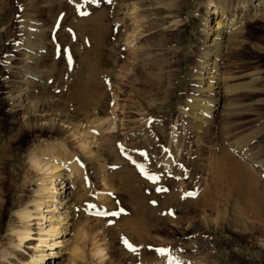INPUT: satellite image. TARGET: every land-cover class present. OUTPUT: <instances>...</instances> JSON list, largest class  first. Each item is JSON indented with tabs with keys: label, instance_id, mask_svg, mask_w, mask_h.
Wrapping results in <instances>:
<instances>
[{
	"label": "rangeland",
	"instance_id": "obj_1",
	"mask_svg": "<svg viewBox=\"0 0 264 264\" xmlns=\"http://www.w3.org/2000/svg\"><path fill=\"white\" fill-rule=\"evenodd\" d=\"M115 1L108 3V0H0V155L6 152L4 160H1L3 158L0 156V196L7 200V209L0 218L1 243L7 245L8 239L12 236L10 230L22 225L13 211L16 208L14 206L24 203L26 205L23 207L28 209L31 216L33 215L28 224L31 229L30 235L33 236H30L23 248L16 252L15 261L26 258L28 252H32V245L29 244L36 243L38 227L43 226L41 228L45 232L52 221L49 220V214L52 213H48V205H44L49 200L43 198L45 200L44 203L40 202V209L37 207L34 209L38 203L34 202L40 199L35 192L39 190L38 176L47 175L48 172L44 170L37 172L38 170L27 167L29 145L38 132L22 135L15 143L11 142L9 135L13 117L7 113L4 102L6 88L4 86H8V82L15 83L21 77L26 79L25 73L21 74L22 70L36 67L32 71V75L36 74V83L42 85L44 89H56L55 93L49 95L55 94L56 96L52 98L56 101L48 106L54 104V107H51L53 110H65L69 119L84 122V126L90 122H86L87 119L92 121H96L98 117L111 119V116L116 115L113 124L117 134L111 135L113 140H109L107 144L113 146L114 151L117 144H122L125 150L134 154L138 161L143 163L144 166L139 162L144 172L149 176L159 177L153 182L145 178L147 174L144 176L141 174V169L135 170L137 172L132 171L133 173L128 176L135 179V185L126 186L121 181V176L117 174L119 165L107 166L111 161L105 159H99L97 162L86 159L88 161L86 162L80 152L72 146L76 149V151L72 149L74 152L72 153L81 156L78 162L83 172L80 187L77 184L75 188V193H78L76 196L79 198L76 204L80 207L76 208L80 210V214L78 213L80 224L93 229L89 236L91 239L87 237L83 242L75 264L107 262L135 264L137 258L134 254L131 256V252L138 251L136 264H264V225H261L262 222L255 213L256 209L251 208L255 192L259 191L262 197L264 195V178L258 171L244 163L230 146L232 144L244 146L253 151L256 157L261 155L264 157V19L243 20L244 28L242 34H239L242 45L236 51L238 53L229 54L228 58L229 60L231 58L230 62L234 64L227 71L224 70L229 79H225L223 83L233 89L229 97L236 100L237 105L241 107L240 113L232 120H235L237 125L235 123L233 127H221L216 131L209 128L193 138L186 129L185 114L191 110L186 103L187 96L194 95L192 90L198 86L192 81V77L196 73L198 49L201 44L198 32L203 26L202 18L208 0H127L129 2L125 5L129 7L127 9H131L132 3H135L137 8L142 7L131 14L135 18L131 21H128L131 17L125 13L127 9L122 6L119 12L118 1ZM209 6L211 8L212 5ZM261 13H264V8ZM123 14L128 17L125 18ZM212 18L210 15L208 25L211 27L215 22ZM56 20L58 28L54 26ZM135 26H138V29ZM37 28L38 32L41 31L47 36L44 43L47 42L48 45L37 52L38 61L35 66H29L30 60L24 61V58L26 59L30 53L25 56V49L34 52L30 48L34 47L35 41L37 43L35 39ZM127 37L135 39L126 44ZM138 46L145 49L144 52L142 49V52L140 51L142 57L137 51ZM149 53L153 58L148 55ZM146 55L149 56L148 61L151 59L153 62H148L147 57H144ZM141 58H144L145 62ZM8 65L21 69L10 71ZM92 70L98 73L96 80L89 79ZM28 71L31 72V69ZM13 72L17 74L13 75ZM89 83H93L94 86L93 88L88 86L87 89L90 90H87ZM76 85L80 87L75 88ZM72 90L76 91L73 93ZM79 91H93L92 94L95 93L99 98L96 101L90 98L87 105L74 102L71 98ZM39 92L36 91V95ZM229 97L224 95L223 100ZM115 103L119 108L116 107V113L113 108L112 114L110 109ZM193 112L194 115H200L198 109H194ZM139 128H143L146 133ZM138 129L142 135H138ZM47 138L49 137L46 134L41 137L46 142L55 144L63 140L61 136ZM66 139L67 137L65 142H68ZM96 139L97 142L100 137ZM95 148L100 147L95 145ZM224 153L226 158L230 156L229 159L240 164V171L234 176L228 171V163L222 161ZM162 158L174 163L175 167L178 166L181 173L177 180L179 182L164 180L161 183L163 176L160 175L156 164ZM104 162L109 164L106 165ZM219 170L221 172H218ZM246 173L250 176L248 177ZM251 177L257 180L256 186L259 187L261 184L260 189L254 184L251 185L249 181ZM160 184H167V188H163L166 191H156ZM172 192L180 194V200L183 197L185 202H172L168 197ZM207 196L210 197L208 204L211 205L207 206L205 214L202 212L203 208L194 202ZM88 205L94 207L90 209ZM214 205L218 209L215 210ZM83 208L107 213L120 212V215L90 217L83 212L85 211ZM59 209L66 210L61 207ZM217 210H220L219 213ZM55 213L53 215H58ZM85 215L87 218L82 217ZM217 218L218 223L215 221ZM38 219L40 221H37ZM227 219L230 222L232 220L234 230L226 227ZM69 223L67 225L58 223V228L63 230V237L68 241L76 230L75 225L70 226ZM125 241L133 248L131 252L125 246ZM190 242L205 248L206 257L201 263L194 262L192 252L185 250V246ZM53 243L54 241L50 242ZM94 244L104 249L105 258L101 262L92 255ZM50 249L42 248L46 250L43 263L60 264L66 261L65 259L68 260L69 252L63 247ZM161 249L165 250L163 255L158 252ZM58 250L59 252L61 250L59 255L48 256L50 251L55 253Z\"/></svg>",
	"mask_w": 264,
	"mask_h": 264
},
{
	"label": "bare ground",
	"instance_id": "obj_2",
	"mask_svg": "<svg viewBox=\"0 0 264 264\" xmlns=\"http://www.w3.org/2000/svg\"><path fill=\"white\" fill-rule=\"evenodd\" d=\"M115 2L118 3L117 4L118 9H120V7H122V6L127 9L128 6L125 7V5H126V3H129L127 0H116ZM134 4L132 3L133 7H132V5L130 6L131 9H127V10L124 9L125 13H127V15L131 17V18H128L129 19L128 21L135 19L131 16V14H133V12L135 13L136 10L139 11L140 9H142V7L141 8L135 7ZM209 5H212L211 8H209L210 7ZM262 8H264V0H208L206 2V4H205V9H206L205 11L206 12H204V15L202 18L203 26H202V29H200L198 32L199 37L201 38V44H200L199 49H198V62H197L196 71H195L196 73L192 77V81L198 86L197 87L195 86L196 88H194L192 90L194 95L187 96V103H186L191 108V110H189L185 114L186 129H187V132L189 134H191V136H193V138L195 135L203 133L204 131H207L209 128L212 130L214 129L216 131V130L221 129V127H226V126H230V127L232 126L233 127V125L235 126L236 121L235 120L232 121V120L235 118L236 115H238L240 113L239 109L241 107L237 105V103L235 102L236 100L229 97V95L231 96L232 92H233L232 87L223 83L225 81V79L226 80L229 79V76L227 77V74H226L227 69L231 68L234 64V63L230 62L232 60H231V58L229 60L228 57H230L229 56L230 53L232 54V52H236L242 45V42L239 40V37H240L239 34H242L241 31L244 28V27H242V25L244 24L243 20L249 21L251 18H253V19L255 18L254 20H256V18H257V20L261 21L262 19H264V13H261ZM120 11H121V9L119 10V12ZM210 15H212V17H213L212 19L215 21L214 25L212 27L208 25ZM122 16H125V15L123 14ZM126 16H125V18L128 17V16L127 17ZM147 16H149V15H147ZM146 17H144V18L146 19ZM152 17H154V15ZM152 17H151V19L154 21L155 17L154 18H152ZM147 20H148V17H147ZM254 20H252V22ZM56 23H57V20H56L55 24ZM136 23H138V22H136ZM55 24H54V26H55ZM220 25H221V28H219ZM135 28L138 29V26H135ZM139 29H141V27ZM133 30H135V29H133ZM96 33H97V31L95 30L94 34H96ZM36 34H37L36 35L37 38H35V39H37V43L35 41L34 47L30 48V49L34 50V52H28V49H25V51H26L25 54L21 53V54H24L25 56H28V54L30 53L26 59L24 58V61H26L28 59L30 60L29 66L37 63V61H38L37 52L41 51L42 50L41 48L44 49V47L48 45L47 42L44 43V41L46 39L45 37H47V36L42 34L41 31L38 32V28L36 30ZM138 35H135V37ZM134 39H135L134 37H131V38L127 37V39L125 40L127 42L126 44L133 42ZM135 41H137V40H135ZM138 45H140V44H138ZM142 47H144V45ZM141 49L143 50V48L139 47V50H137V49L136 50L140 52ZM147 49H149V48H147ZM144 50H143V52H144ZM141 52H140V56H141ZM150 53L148 55H151ZM236 53H238V52H236ZM42 54H40V55H42ZM24 55H22V56H24ZM144 57H147V61H148L149 56L146 55ZM150 57L153 58L152 55ZM149 61L153 62V60H151V59ZM143 62H145V61L143 60ZM148 62H147V64H148ZM6 63H8V61ZM9 63H11V62H9ZM8 66L10 67V69H9L10 71H12V70L16 71V69L17 70L21 69L18 67L12 68V65H8ZM26 67H27V65H26ZM33 68L35 69L36 67H33ZM33 68L28 67L27 70H25V71L22 70L23 72L20 71L21 74L25 73V75L27 76L26 79H24L22 77L20 79L17 78L18 81H16L15 83L11 82L12 84H9V82H8V86H4V87H6L5 88V94H4V99H5L4 102L6 105L7 113L13 117V120L11 123L12 127L10 130L11 134L9 135V137H10L9 139L11 142L15 143L19 138H21L20 136H22V135L32 134L33 132H38L37 133L38 135L36 134V136H34V141H32L31 144L29 145V149H28L29 151L27 154V167L31 170H38L37 172L43 171V170H44V172H48L47 175H41V176L39 175L38 176L39 190H37L35 192L37 193V196H40V199H39V201L36 200L34 202V203L38 202V203H36V205L37 204L38 205L37 206L35 205L34 209H36V207H37V209H40V207H41L40 202L44 203L43 201L45 199L49 200V201L45 202L44 205H46V204L48 205V206L46 205L48 207V210H49L48 213H52V214H49V216H50L49 220H52V221L48 225V229L45 232L41 228L43 226L38 227V230H37L38 234L35 236L36 237V243L35 244H29V245H32V250H31L32 252H28L29 255H27L26 258L19 259V261H17V260L15 261L14 259L16 257V252H18L19 250H21L23 248L22 246L30 238V236H33V235H30L31 229L28 226L30 219L33 215L31 216L28 209L23 207V205H26L24 203L19 205V206H14L16 208L13 211H15L14 213H16L20 222H22L21 223L22 225L19 228L18 227L12 228L10 230V234L12 236L10 237V239H8L7 245L2 244L3 242L1 243V241H0V264H45V263H43V261L45 258L44 253L46 252V250L44 251V250H42V248L47 247V248H51L50 250H53L54 247L56 248V247H60V246L63 247L64 250H67V252H69L68 253L69 258H68V260L65 259L67 256H66V254H64L66 256L64 259L67 262L66 261L60 262V260L58 262H60V264H75L76 258L78 256L77 254L81 252L83 242L86 240L87 237L91 236V232L93 230L92 228H88V227L83 226V225L81 226L80 220H79V215H78V213L80 211V210L78 211V208L80 206H78L76 204V200H78L79 198H78V196H76V194H78V193L77 192L75 193V188H76L77 184L80 187L79 183L82 182V176H83L81 164L78 162V160H81L79 158L82 156V157H84L85 161L87 159L90 162H94V161L97 162V161H99V159H103V160L105 159L106 161L110 160L111 161L110 165H107L109 163L106 164L104 162L107 166H110V167H111V165H115V166L119 165L118 166L119 169L117 171V174L119 176H121L120 178H121V181L123 182V184H125V185L127 184L128 186H130V185L134 186L135 182H136L134 178L128 177L129 174L133 173L132 171L137 172L135 170L143 169L144 165L142 162L138 161V158L136 156H134V154L130 153L128 150H125L123 148L122 144H117L115 151H114V148H112L113 146L111 147L110 145L107 144V142L109 140H113L112 139L113 136H116V135H113L117 131L115 128V125L113 124L114 123L113 120L116 117V115L111 116V119H105L106 117L105 118L98 117V119L96 121H92L91 119H89V120L87 119V121H86V120H84L85 119L84 118V119H82V121L83 120L86 122L90 121V122H88V125L86 123V125L84 126V124H85L84 122H80L78 120L74 121L73 119H69V117L66 116L65 110H61V111H58L57 109L53 110L51 107L54 104L51 107L48 105L52 104L53 101H56V100H53L54 98H52L56 95L55 94H54V96H49V95L55 93L56 89L55 90H48L49 88L44 89L42 87V85H40L39 83H36L37 82L36 77H35L36 74L32 75ZM30 69H31V72L28 71ZM84 69H86V68H84ZM224 70H226V71H224ZM26 71H27V73H26ZM94 71L93 70L90 71L89 79L93 78L91 80H94V78L97 77L96 75L98 73H96ZM14 73L15 72H13V75L17 74V73H15V74ZM82 74H84V73H82ZM83 76L84 75H82V77ZM82 77L81 76L79 77L80 80ZM7 78H9V77H7ZM123 78H124V76H123ZM95 80H96V78H95ZM73 82H74V80H73ZM78 82H81V81H78ZM84 83H86V80L84 81ZM93 83H91V84L89 83L90 85H87V87L84 84H82V85H84L86 87V89L88 88V86L90 88H93V86H94ZM5 85H7V84H5ZM24 86H26V87H24ZM72 86H73V84H72ZM77 86L78 85H76L75 88ZM79 87L80 86H78V88ZM84 88H82V89H84ZM87 90H90V89H87ZM36 91H38V92L40 91L39 94L36 95V93H35ZM72 92H73V90H72ZM90 92L91 91H89V92L79 91V92L75 93V95H73V97L71 99L74 100V102L78 101L84 105H87L90 98L95 99V101H96V99L98 100L99 96H97L95 93L92 94V92L91 93ZM224 95L228 96L229 98L226 100H223ZM112 96H113V94H112ZM57 97H59V95H57ZM93 99H91V100H93ZM113 100H114V98H113ZM116 107H118V105L116 103L113 107H111V109L109 107V109L111 110L110 113H112V114H114V112L116 113V111H115ZM113 108H114V112H113ZM194 109H198V111H200L199 112L200 115H194V112H193ZM119 112H121V111H119ZM95 116H97V115H95ZM103 119H105V120H103ZM138 123H139V121H138ZM236 125H237V123H236ZM82 126H84V127H82ZM143 128H139V129H142L145 132V130H144L145 128L144 129ZM139 129H138V135H142V133H140ZM124 130H125V128H124ZM43 134H46L49 137L47 139H53L56 136H61L63 140H60L62 142H60L59 144L46 142L44 139H41ZM111 135H113V136H111ZM65 137H67L66 140H68L69 143L67 141L65 142ZM97 137H100V140H98L99 142L95 141V140H97L96 139ZM138 139H140V138H138ZM111 142L113 143V141H111ZM11 145H13V144H11ZM95 145H98L100 148L96 149ZM72 146L80 152L81 156H79V155L75 156L73 154L74 153L73 151L74 150L76 151V149L72 148ZM230 146H231V149L233 151L238 153V155L241 157V159L244 161V163H247L248 166L255 169V171H258L260 173L261 177L264 178V157H262V155L260 157H256L252 153L253 151L251 152V150L247 149L244 146H240V145L237 146L236 144L235 145L232 144ZM72 149H73V151H72ZM210 149H212V148H210ZM5 150L7 151L8 149H5ZM128 153H130L131 155ZM121 154H125V155L129 156L131 158V161L124 160L121 157ZM225 155L226 154L224 153V155H223L224 157H223L222 161H224L225 163H228V171L231 175L234 176L235 173H238L240 171L239 170L240 164H238L233 159L232 160L229 159L228 157H230V156H227V158H228L227 159ZM0 156L3 158L1 160H4L6 158V152L2 153ZM174 160H176V159L174 158ZM88 161H86V162H88ZM132 162L135 164H139V162H140V163H142L143 166L141 164H139L140 167L134 168L131 165ZM156 166L158 167V171H159L160 175L163 176L161 183H163L164 180L177 181L180 178L181 173L178 171V168H177L178 166L175 167V164L171 163V161H166L162 158V160L157 162ZM206 168H209V167L206 166ZM213 172H214V170H213ZM218 172H221V171L219 170ZM246 172H248V171H246ZM248 173H250V172H248ZM248 173H246V174L249 177L250 174H248ZM141 174H142V172H141ZM145 174H148V173L144 172V174H142V175L144 176ZM204 175H205V172H204ZM131 176H133V175H131ZM251 176H254V175L251 174ZM254 178L253 179H252V177H251V179L249 178L250 179L249 181H251V185L254 184V186L256 188L260 189L261 184L259 185V187H258V185L256 186L257 180ZM103 180H104V178H103ZM103 180H101V181H103ZM212 180H213V178H212ZM56 182H57V184H56ZM177 182H179V181H177ZM180 184H181V182H180ZM180 184H179V187H180ZM176 186L177 185H175V187ZM159 187L161 189L167 188V184H160ZM215 187H217V185H215ZM256 188H255V190H256ZM261 188H263V187L261 186ZM177 190H178V188H177ZM233 190H234V188H233ZM178 191L180 192V190H178ZM35 192H34V194H35ZM103 193H105V191ZM259 193H260L259 191L255 192L256 196H253V197H255V199L252 198L253 204L251 205V208L256 209L255 213L257 214V217L261 220V222H262L261 225H264V195L262 197ZM83 194H84V192H83ZM185 194H183V195H185ZM211 194H213V192ZM168 197L171 199L172 202H177V201H182V202L184 201L185 202V200H183L184 199L183 197H181V200H180V194H178L176 192L170 193L168 195ZM4 198L5 197L0 196V218L2 216V213L7 209V200H5ZM43 198H45V199H43ZM196 200L197 201L194 203L195 204L197 203V205H199L201 208H203L202 212L205 213L204 211L208 210L207 206L211 205V204H208L210 201V197L207 196L205 199L198 198ZM99 202L101 203V201H99ZM187 203H189V201ZM190 203L194 204L193 202H190ZM251 203L252 202H250V204ZM102 204H103V202H102ZM250 204H248L249 207H250ZM32 205H33V203H32ZM215 205H214V209L216 210L217 207H215ZM76 206L78 208H76ZM59 207L66 208V210L61 211L59 209ZM234 208L236 209V207H234ZM88 209L85 210L83 208V210H85L83 212H85V214H86V213H90V212L95 213V212L100 211V210L97 211L95 209H94L95 211L88 210ZM219 211H218V213H219ZM54 212L58 213V215H53ZM203 213H202V216H203ZM248 213H250V212H248ZM40 214H37V215L40 216ZM82 217L84 218V217H86V215L82 216ZM204 218H202L203 221L205 220ZM67 220L70 221L71 223H69ZM96 220L99 221L100 219L99 220L96 219ZM37 221H40V219H38ZM100 221H102V220H100ZM215 221H216V223H218L219 219L217 218ZM223 221H225V220H223ZM60 222L65 223L66 225L69 223L70 226L75 225L74 227H76L75 233H74L73 237L70 238L69 241H68V239L66 240L63 237V235H64L62 233L63 230L58 228V223L61 224ZM226 227L230 230H234V227L232 225V220L230 222V220L227 219ZM241 232H242V230H241ZM89 238L91 239V237H89ZM52 241H54V243L50 244V242H52ZM128 245H129V243H128ZM185 247L184 248L187 252H190V253L192 252L194 262L199 261V263H201V261H204V258L206 257V250L204 247L200 246V244L198 245L195 242H190L189 245H186ZM129 248L130 247H128V251H129ZM93 250L94 251H93L92 255H94V257H96L98 259V262H101L103 260V258H105L103 255L104 249L103 248L101 249L100 246L95 245V248ZM60 252H61V250H60ZM60 252H59V250L56 251L55 253H54V251H52V252L50 251L48 256L52 255V254H53V256H54V254L59 255ZM138 252L137 253L131 252V256H132V254H134L135 258H137L136 260H138V254H139ZM136 260H135V264H136ZM1 261H2V263H1ZM106 264H111V263L107 262Z\"/></svg>",
	"mask_w": 264,
	"mask_h": 264
},
{
	"label": "snow or ice",
	"instance_id": "obj_3",
	"mask_svg": "<svg viewBox=\"0 0 264 264\" xmlns=\"http://www.w3.org/2000/svg\"><path fill=\"white\" fill-rule=\"evenodd\" d=\"M112 2V0H108V3H111ZM71 61H70V59H69V63H70ZM141 155H143V153H141ZM182 167V166H181ZM141 172H142V174H144L143 173V169H141ZM148 179H150V180H152L153 182H155V181H157L158 179H159V177H157V176H148L147 177ZM166 191V189H161V188H157L156 189V191L157 192H160V191ZM88 207L89 208H93L94 206L93 205H88ZM96 216H100V217H107V216H113V217H116V216H119L120 215V212H112V213H107V212H103V211H99V212H95L94 213ZM125 246L126 247H130L128 244H127V242L125 241ZM164 251L165 250H163V249H161V250H158V252L161 254V255H163V253H164Z\"/></svg>",
	"mask_w": 264,
	"mask_h": 264
}]
</instances>
